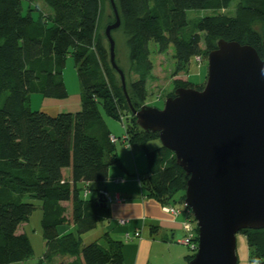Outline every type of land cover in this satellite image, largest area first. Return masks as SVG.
Here are the masks:
<instances>
[{"label": "trees", "instance_id": "16d2710c", "mask_svg": "<svg viewBox=\"0 0 264 264\" xmlns=\"http://www.w3.org/2000/svg\"><path fill=\"white\" fill-rule=\"evenodd\" d=\"M27 1L30 5L35 2ZM41 1L51 14L39 13L34 19L31 13L37 9L30 6L23 15L22 0H0V264L23 261L32 253L28 238L18 232L34 211L33 204L22 202L24 196L42 203L44 262L50 264L55 257L65 256L57 264H123L120 241L106 235L101 243L80 244V235L107 218L106 208L95 205L97 198L83 201L80 191L85 184L105 182L109 168L120 166L98 106L107 117L121 122L129 147L142 148L147 173L138 181L146 198L162 207H174L173 196L185 194L188 178L171 151L161 145L152 151L146 148L158 134L145 133L137 126L108 51L97 35L106 0ZM113 2L127 35L130 70L136 76L125 81L135 110L147 98L146 81L153 70L150 42L156 44L158 54L173 47V78L186 71L191 59L207 60L219 39L249 45L263 59L264 32L255 31L254 26L264 28V0ZM232 7L234 15L220 13ZM190 10L215 14L190 20L186 15ZM68 55L73 58L80 86V110L56 116L32 111V94L54 100L68 97L62 76ZM172 85L166 98L180 87L203 88L180 79H173ZM64 169L69 170L67 179L62 175ZM64 202L70 204L69 216L61 207ZM63 224L73 226L75 233L59 235L57 227ZM239 234L245 238L248 263L264 264V230ZM191 258L186 257L187 263Z\"/></svg>", "mask_w": 264, "mask_h": 264}, {"label": "water", "instance_id": "95a60500", "mask_svg": "<svg viewBox=\"0 0 264 264\" xmlns=\"http://www.w3.org/2000/svg\"><path fill=\"white\" fill-rule=\"evenodd\" d=\"M105 28L111 67L137 126L157 133L187 176L184 205L197 227V248L187 264H237L236 235L264 230V40L263 59L249 45L219 39L207 55L201 90L177 88L162 109L130 105L125 78L115 63L111 32ZM96 206L105 208L98 197Z\"/></svg>", "mask_w": 264, "mask_h": 264}, {"label": "rangeland", "instance_id": "374dc122", "mask_svg": "<svg viewBox=\"0 0 264 264\" xmlns=\"http://www.w3.org/2000/svg\"><path fill=\"white\" fill-rule=\"evenodd\" d=\"M36 8L38 10L32 12V17L37 19L39 13H43V15L51 14V10L45 6V4L41 0H35L33 5H30L27 0H22L23 7V15L27 13L28 7ZM235 12V10H234ZM222 14L231 15L233 13V7L228 10L220 11ZM215 14L210 10H190L186 12L188 19L202 18L207 16H212ZM234 15V13L232 14ZM115 22V17L110 5V1L106 0L103 2L102 10L100 16L98 18L97 23V35L102 38V42L106 50L109 54V45L106 41L104 31L105 28L113 24ZM254 30L263 33L264 28H262L259 24L254 26ZM112 40L114 41L115 48V61L117 66L123 71L125 76V81L129 82L136 78V76L130 70V63L128 60V49H127V35L125 34L122 24L121 27L116 29L111 34ZM203 46V43H200V47ZM150 56L149 59L153 64V70L151 72V77H149L146 81V91L147 98L145 101V105L148 107H153L157 109H162L164 101L166 99V95L173 90L172 81L173 79L178 78L172 77L173 69H174V59H173V47L170 46L166 53L158 54L157 46L155 43L150 42L149 45ZM64 85L69 95V99H72L75 94L80 92V86L78 82V78L76 75V70L74 68V61L71 55H68L65 59V66L62 72ZM180 80L186 81L194 87L204 86L207 77V60L202 61L201 63L195 62L194 59L189 61V65L184 73L179 74ZM116 80L118 85L120 86V80L118 74L116 73ZM169 91V92H168ZM168 92V93H167ZM44 98L39 94H32L30 99V109L32 111H39L43 106L41 101ZM98 110L100 112L101 117L104 122L113 128L114 137L119 139V142L115 144L116 150L122 149L126 144L122 141V137L124 135V129L120 121L114 120L112 118L107 117L104 112L101 110V107L98 106ZM124 123H127L126 118H124ZM110 127V128H111ZM160 141L158 139H152L146 144V148L149 151L155 150L160 147ZM133 151L138 153V163L140 164V171L137 173L140 176H144L147 173V162L144 155V152L140 146H133ZM64 174L67 175V171H64ZM97 184L92 183L90 187V193L87 198L83 196V191H80L79 197L81 200L91 199L93 194L95 193ZM184 193H176L173 196V199L176 201V204L173 208L176 210L184 211L186 206L183 201H181V197ZM22 202L33 204L34 211L28 218L26 223H23L19 226L18 232L23 233L28 238L32 253L31 255L23 261L13 262L11 264H48L43 261V254L45 252V244L42 237V218H43V210L42 203L36 199L30 198L29 196H24L22 198ZM61 207L65 210V215L69 216L70 213V204L69 203H61ZM103 224V220L99 221L95 228L80 235V244L81 246L93 244V243H101L102 242V233H101V225ZM58 233L72 232L75 233V229L71 227L70 224H63L57 227ZM123 251V247H122ZM189 256H193L194 253L188 251ZM236 255H237V264H249L248 263V250L245 242V238L242 234L236 235ZM67 259L65 256H57L53 259L50 264H57L60 261ZM187 264V263H186Z\"/></svg>", "mask_w": 264, "mask_h": 264}, {"label": "crops", "instance_id": "0c3cea01", "mask_svg": "<svg viewBox=\"0 0 264 264\" xmlns=\"http://www.w3.org/2000/svg\"><path fill=\"white\" fill-rule=\"evenodd\" d=\"M178 78L181 79L179 75ZM41 103L43 106L39 111L49 116L61 113L74 114L80 110L79 93L72 99H69V95L65 100L44 98ZM106 126L114 137L113 128L107 124ZM131 149L132 147L126 145L116 150L115 146L120 166L109 168L106 181L96 183L95 193L90 199L98 198L101 191L106 193L107 218L101 225L102 238L107 235L114 241L122 242L123 264H186L190 250L180 243L185 235L182 229L184 212L179 210L174 216L165 212L164 207L157 201L144 196L138 181L140 175H137L141 169L138 153ZM65 170L67 175L64 174ZM62 175L67 179L69 170L64 169ZM90 187L91 184L89 189ZM120 219L127 220V223L119 225ZM135 231L139 232V238L125 242L123 235L133 234ZM58 234L63 235L66 232Z\"/></svg>", "mask_w": 264, "mask_h": 264}, {"label": "built area", "instance_id": "2783aa9c", "mask_svg": "<svg viewBox=\"0 0 264 264\" xmlns=\"http://www.w3.org/2000/svg\"><path fill=\"white\" fill-rule=\"evenodd\" d=\"M195 62H197L198 64L201 63V60L199 57H195L194 58ZM109 140L112 144H116L117 142H119V139L113 137V136H110L109 137ZM124 144H127V136L124 134L123 137H122V141ZM129 147V146H128ZM117 182V181H116ZM89 187L87 184L84 185L83 187V196L86 197L88 194H89ZM100 197L102 198H107L106 197V193L101 191L100 192ZM98 196V197H99ZM164 211L167 212V213H170L174 216H176L178 213H179V210H176L175 208L173 207H168V206H165L164 207ZM184 212V221L182 223V229L184 231V237L183 239L180 241V243L184 246H186L192 253H194L196 251V248H197V227H196V222L195 220L193 219V216H192V213L190 212V210L187 208L186 211H183ZM127 223V220H124V219H120L118 220V224L119 225H125ZM140 236L139 232L138 231H135L133 234H130V233H125L123 235V238H124V241H130L132 239H138Z\"/></svg>", "mask_w": 264, "mask_h": 264}, {"label": "clouds", "instance_id": "9594fccd", "mask_svg": "<svg viewBox=\"0 0 264 264\" xmlns=\"http://www.w3.org/2000/svg\"><path fill=\"white\" fill-rule=\"evenodd\" d=\"M252 264H258V262L254 260V261L252 262Z\"/></svg>", "mask_w": 264, "mask_h": 264}]
</instances>
